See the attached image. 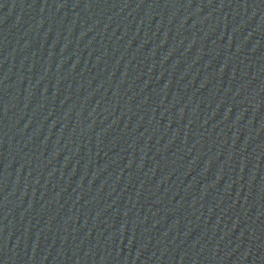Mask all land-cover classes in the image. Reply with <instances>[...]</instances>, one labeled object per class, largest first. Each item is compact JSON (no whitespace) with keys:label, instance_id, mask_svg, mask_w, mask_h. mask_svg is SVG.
<instances>
[{"label":"water","instance_id":"1","mask_svg":"<svg viewBox=\"0 0 264 264\" xmlns=\"http://www.w3.org/2000/svg\"><path fill=\"white\" fill-rule=\"evenodd\" d=\"M0 264H264V0H0Z\"/></svg>","mask_w":264,"mask_h":264}]
</instances>
